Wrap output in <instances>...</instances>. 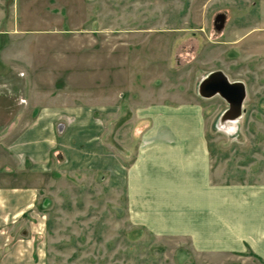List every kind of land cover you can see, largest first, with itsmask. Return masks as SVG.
I'll use <instances>...</instances> for the list:
<instances>
[{
    "label": "rangeland",
    "instance_id": "374dc122",
    "mask_svg": "<svg viewBox=\"0 0 264 264\" xmlns=\"http://www.w3.org/2000/svg\"><path fill=\"white\" fill-rule=\"evenodd\" d=\"M1 63L18 66L21 112L90 107L100 126L36 180L25 227L42 264H264V0H0ZM215 71L245 86L236 120L199 93ZM162 103L204 108L212 184L228 192L210 217L131 208L124 170L150 126L137 112Z\"/></svg>",
    "mask_w": 264,
    "mask_h": 264
},
{
    "label": "crops",
    "instance_id": "0c3cea01",
    "mask_svg": "<svg viewBox=\"0 0 264 264\" xmlns=\"http://www.w3.org/2000/svg\"><path fill=\"white\" fill-rule=\"evenodd\" d=\"M4 66L0 64V72L10 70L11 83L4 84L0 76V115L4 116L0 119L10 120L0 124V264H42V247L26 236L25 227L26 217L36 212V180L49 170L55 150L67 151L74 142L79 145L85 133L99 134L100 126L94 117L96 109L90 107L49 105L21 112L18 66ZM5 102L15 103L17 110L13 112L11 106L5 111ZM137 117L150 121V126L141 135L136 158L124 170L131 208L140 217L143 209L158 211L164 206L185 209L179 216L210 217L228 192L212 184L203 106L162 103L140 108ZM21 120L26 123L20 128ZM192 221L188 219L189 224Z\"/></svg>",
    "mask_w": 264,
    "mask_h": 264
},
{
    "label": "water",
    "instance_id": "95a60500",
    "mask_svg": "<svg viewBox=\"0 0 264 264\" xmlns=\"http://www.w3.org/2000/svg\"><path fill=\"white\" fill-rule=\"evenodd\" d=\"M199 93L204 98L220 95L229 108L224 120H236L242 114L243 102L246 96L242 82H231L222 71H215L204 78L200 84Z\"/></svg>",
    "mask_w": 264,
    "mask_h": 264
}]
</instances>
